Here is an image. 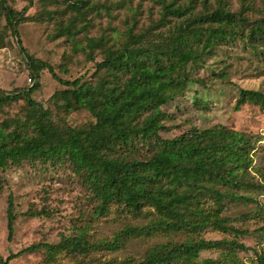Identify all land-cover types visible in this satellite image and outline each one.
<instances>
[{
  "label": "trees",
  "instance_id": "16d2710c",
  "mask_svg": "<svg viewBox=\"0 0 264 264\" xmlns=\"http://www.w3.org/2000/svg\"><path fill=\"white\" fill-rule=\"evenodd\" d=\"M25 1L16 11L7 0H0V18L4 17L34 79L29 89L0 90V106L24 102V114L0 122V171L22 165L43 171L68 167L94 203L93 218L114 210L148 221L100 241H91L88 225H80L57 244L31 245L1 263L43 250L44 264L56 263L59 256L83 264L92 251L118 252L133 238L184 235L180 242L154 244L139 259L126 257L108 264H242L239 254L249 252L254 264H264V249L247 247L241 238L249 231L235 225L263 214L264 207L254 196L264 192V168L254 164V156L264 151V135L224 125L189 127L171 139L160 135L170 120L161 107L184 96L191 86L207 89L194 74L222 47H242L253 60L264 63V2L257 9L255 0H242L241 8L232 11L226 0L213 4L159 0L160 17L148 29L135 32V27L127 26L114 37L93 38L86 35L92 26L86 22L94 10L92 0H62L75 16L60 25L58 34L68 37L72 48L82 50L95 68L90 80H69L21 46L16 28L33 4ZM78 33L85 34L84 45L76 39ZM42 70L64 87L50 97L54 106L67 113L87 111L92 120L86 126L56 121L48 108L30 98L40 89ZM218 77L229 82L224 72ZM194 101L206 108L201 100ZM245 105L264 114V91L239 88L233 110L239 112ZM251 206L254 211L226 215L233 207ZM14 209L9 195L8 239L14 232ZM208 230L229 237L206 239L203 234ZM258 234L264 243V223ZM208 250L217 251V258L200 259V253Z\"/></svg>",
  "mask_w": 264,
  "mask_h": 264
},
{
  "label": "rangeland",
  "instance_id": "374dc122",
  "mask_svg": "<svg viewBox=\"0 0 264 264\" xmlns=\"http://www.w3.org/2000/svg\"><path fill=\"white\" fill-rule=\"evenodd\" d=\"M213 4L215 0H209ZM232 11L241 8L242 0H226ZM8 5L16 11L21 10L25 0H7ZM264 0H255L257 9ZM94 7L86 22L92 25L86 35L114 37L122 33L127 26L135 27L134 31H142L152 26L160 17L159 0H92ZM263 6V5H262ZM200 9V6H196ZM255 13V12H252ZM254 15V14H253ZM251 15V17H254ZM25 21L17 26V35L21 46L36 61L52 66L56 75L63 79L82 78L90 80L94 72V62L87 60L82 50H74L72 42L63 33L58 34L60 25H66L73 15L66 9L62 0H33L27 11ZM134 24V25H133ZM80 28L79 23L77 29ZM85 34H76V39L85 44ZM0 38L3 48L0 49V90L9 92L14 89H29L34 84L30 70L25 62L15 38L10 35L4 17L0 18ZM96 53V52H95ZM98 61V58L96 59ZM227 74L224 82L218 75ZM194 76L204 80L207 89L196 85L181 97L170 101L161 109L170 120L165 125L167 130L161 132L163 138L171 139L189 127L206 129L215 125L234 127L239 131L261 133L264 135V114L251 105H245L239 112L233 107L238 89L264 91V63L253 60L242 47L231 44L209 59L204 69ZM40 89L31 93L30 98L48 108L56 121H64L70 127H84L91 120L87 111L79 110L70 113L58 110L50 97L64 87L59 84L47 70L39 74ZM200 103H205L202 108ZM24 114V102L0 106V122L6 118H16ZM254 164L264 168V151L255 153ZM11 195L15 205L14 232L11 239L7 233V198ZM257 205L264 207V192L255 195ZM92 203L87 192L74 177L68 167H59L43 171L28 165L10 166L0 171V264L9 254L38 243L57 244L63 236H70L80 225H88L91 241L111 240L125 227L140 226L147 223L145 218H132L112 210L108 216L93 218ZM255 207H233L226 215L236 216L254 211ZM39 213L31 215L32 212ZM237 227L247 229L249 234L241 238L247 246L261 252L264 243L260 242L258 229L264 223L262 215ZM89 223V224H88ZM206 239H223L229 236L208 230L203 234ZM184 235H156L151 238H133L125 242L118 252L92 251L84 259L83 264H108L110 261H121L126 257L139 259L145 251L156 243L167 241H183ZM217 251H202L200 259L217 258ZM242 264H254L251 252L240 253ZM43 250L25 254L10 261L9 264H44ZM76 260L59 256L54 264H76Z\"/></svg>",
  "mask_w": 264,
  "mask_h": 264
}]
</instances>
